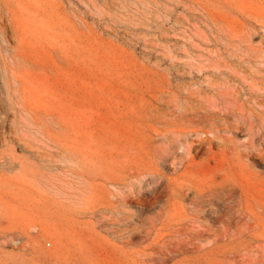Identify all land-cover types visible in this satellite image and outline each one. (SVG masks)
Returning a JSON list of instances; mask_svg holds the SVG:
<instances>
[{"label": "rangeland", "instance_id": "obj_1", "mask_svg": "<svg viewBox=\"0 0 264 264\" xmlns=\"http://www.w3.org/2000/svg\"><path fill=\"white\" fill-rule=\"evenodd\" d=\"M5 1L10 3L11 12L6 13L0 1V47H16V40H22L29 61L24 74L26 88L21 87V96L39 119V125L29 118L22 130L25 123L20 112L11 108L2 81L0 120L7 117L15 144H8L0 136V153L24 158L29 168L22 178L18 170L10 172L0 166V178L20 177L18 181L26 185L27 196L20 203L19 215L14 211L8 214L17 220L10 226L6 221L8 226L0 227V236L5 231L17 236L0 241L1 260L15 263L27 260L29 264H78L76 258H83L88 264L118 261V253L108 242L121 248L123 243L101 229L97 219L81 218L86 209L81 197L84 180L71 166V160L75 159L60 144L67 134L71 145L90 147L98 161H125L126 156L138 151L136 141L141 130L138 118L149 109H167L164 91L171 85L184 95L197 89L205 97L215 95L216 105L202 96L200 102L217 119L228 117L231 126H238L234 138L240 151L252 150L240 160L228 158L222 177H214L220 157L201 163L208 157L206 151L192 152V161L201 163L192 169H186L192 161L184 158L175 163L166 160L158 166L172 189L185 185L187 197L175 200L179 207H192L197 186L205 188L226 181L225 189L229 185L237 188L232 197L206 203L201 224L214 231H207L196 241L204 248L203 260L218 264H264V159L259 156V151L264 153V54L257 57L264 49V29L256 33L253 29L257 23L254 11L264 7V1ZM241 31L244 39L239 35ZM5 37L7 43L3 42ZM254 72L260 80L253 79ZM223 88L231 95L230 99L218 95ZM19 138L25 145L22 151L16 145ZM214 146L213 153L218 155L222 148ZM47 178L54 187L46 185ZM105 189L107 197L117 196V186L107 183ZM141 197L143 200L148 196ZM166 199V194H161L154 210L135 222L144 225L145 218L153 217ZM134 202L129 204L128 211L137 214L139 203ZM43 204L65 215L54 221L55 232L62 236V246L50 263L35 260L40 256L35 241L40 233L37 228L23 225L40 220L39 209H44ZM90 205L107 206L96 199ZM13 206L18 210V204L14 202ZM215 212L223 216L222 223H215ZM177 222L166 220L149 237L140 234L125 249H141L156 238L177 244L182 237L170 235ZM86 224L95 226L99 236L87 234ZM24 232L31 233V239L22 243L18 235ZM214 232L222 238L217 243L220 247L217 255L211 253ZM42 244L45 250L51 249L47 242ZM193 255L196 254L177 253L165 264H176Z\"/></svg>", "mask_w": 264, "mask_h": 264}, {"label": "bare ground", "instance_id": "obj_2", "mask_svg": "<svg viewBox=\"0 0 264 264\" xmlns=\"http://www.w3.org/2000/svg\"><path fill=\"white\" fill-rule=\"evenodd\" d=\"M0 1H2L6 13H10V3L5 0ZM191 1H205L209 3L214 0ZM255 1L260 2V0ZM254 13L257 23L253 26V29L256 30V33L257 30L264 29V7H257ZM239 35L242 39L245 38L242 31ZM251 37L252 36L249 35V38ZM9 39H11V36ZM16 41V47H10L9 45H7L6 48L0 47V83L4 81L3 85L6 89L11 108L19 111L21 114V119L24 121L23 123H25V125H22L23 130L26 128V125H28L26 122L30 121L29 118L38 125L39 119L31 112L24 97L21 96V87L23 89L26 88L24 74L27 71L26 66L29 59L23 49L22 40L17 39ZM3 42L7 43L6 37L3 39ZM12 46H15V44ZM254 50L258 52L257 48ZM262 54H264V49H261L257 57H262ZM257 74L258 73L254 72L253 79L260 80ZM256 84L257 83H254V87L257 86ZM189 87L193 88V85ZM178 91L179 89L176 87H172L171 85L167 86L164 91V93L167 94L165 99L167 102V109L153 108L146 110V112L140 115L138 122L140 123L141 130L136 141V148L138 151L133 155L126 156L127 158L125 161H98L93 156L90 147L85 146L84 148H80L71 145L68 141L67 134L64 135V142L60 144V147L65 150L67 155L75 159L71 160L73 164L71 166L84 180L83 184L85 185V189L81 197L82 202L86 205V209L82 212L81 218L91 217L97 219L101 229L112 235L114 240H120L124 245V248H121L115 243L108 242L110 247L119 255V259L115 264H165L172 255L177 253L187 254L188 252L196 255L183 258L176 264H218L213 261L203 260V256L205 255V253H203L204 248L196 243L207 231L213 230V228H205L204 225L201 224V218L207 211L205 207L208 201L216 198L223 199L232 197L237 188L229 185L230 188L225 189L226 181L211 184L205 188L197 186L194 188L195 194L191 199L192 207L187 209V207L180 205V207L183 208L182 211H180L178 209L180 207L175 200L177 198L184 200L187 197L185 185H178L172 189L168 178L159 170L158 166L166 160H171L172 163H175L176 160L180 161L183 158L192 161V152L201 154L202 151H206L208 157L201 163H206L211 159L220 157L219 161H217L214 177H222L225 174L223 171L224 167H226L228 158L240 160L243 156H249L252 150L246 149L245 151H240L239 143L234 138V135L238 132V126H231L228 117L222 120L217 119L208 112V108L204 105V102H200L199 96H202L206 102L216 105L217 99L215 95L205 97L200 89L188 93V95H184L180 92L178 93ZM218 95L226 97L227 99L231 97L225 88H223ZM13 117L14 116H12V118ZM1 119V138H3L4 141L7 140L8 144H15V140L12 137L14 131L9 128L7 117H2ZM243 119V121H245V115ZM11 126L12 124H10V127ZM16 143L19 150L22 151L25 145L21 143V139L19 138V140H16ZM214 145L218 147L221 146L220 148H222L218 155L213 153ZM259 156L260 159H264L263 152L259 151ZM201 163L196 164L192 161V163L186 166V169L200 166ZM0 166L10 172L18 170L20 177H22L29 168L24 158L20 159L16 157L14 153L6 154L4 152L0 153ZM247 166L248 165L243 164V167L247 168ZM44 168L46 169V167ZM20 177L11 179L0 178V227H3V225L5 227L8 225L10 226L14 220H17L10 218L8 214L14 211L15 213L18 212L19 215L20 203L25 201L27 197L24 192L26 185L18 181ZM45 183L50 186L52 181L47 178ZM107 183L117 186V196L114 199L112 194L110 197H107V191L105 189ZM18 185H20V187H18ZM188 189L191 191V188ZM163 193L166 194L167 199L164 203L159 205V210L155 212L153 217L145 218L146 222L144 225H138L136 222L144 218L145 214H147L146 212H152L154 210V205L159 204L158 198H160ZM143 195L148 197L142 200L141 196ZM94 199L107 204V206L97 207L96 205H90V202ZM134 201L139 203V212L137 214H132L128 211L129 204ZM14 202L18 204V210L13 206ZM56 202L57 201H54L53 203ZM43 207L44 209H39V221L24 223L23 225L26 228L29 227V229L37 228L38 233H40L35 240L36 245L38 244L40 256L35 260L41 263H50V261L52 262L53 255L58 253L62 246V236L55 232L54 228L56 223L54 221L60 219L64 214L61 210L49 208L45 204H43ZM147 208L149 209L147 210ZM173 210L175 212H173ZM169 219L178 220V222L173 225L175 229L171 231L170 234L172 235L174 233L176 236L182 237L177 244L165 242L156 238L149 241L141 249H125V247H129L137 239V236L144 234L145 237H149L158 225L163 224ZM135 220L137 221L135 222ZM214 220L217 224L222 223L223 216L219 212H215ZM6 221L9 222L8 225H5ZM85 228L86 233L90 236H99L95 226L90 227L86 224ZM8 230H10V228ZM30 234L29 232H24V234L18 236L22 238L23 243L25 239H31ZM15 237H17L16 234L9 233V231L7 233V231H5V233H1L0 241L7 242L8 240L16 239ZM102 239H105V237L102 236ZM221 239V235L215 232L213 233L211 243L214 247L211 249V253L214 255L219 253L220 247L217 246V243ZM43 242H47L51 246V249L45 250L43 248ZM23 245H21L22 248L24 247ZM28 248L30 247L28 246ZM31 251L33 252V250ZM65 259H68V257ZM76 261L78 264H88L83 258H76ZM0 264L29 263L27 260H23L21 263H15L14 261L4 262L0 258Z\"/></svg>", "mask_w": 264, "mask_h": 264}]
</instances>
